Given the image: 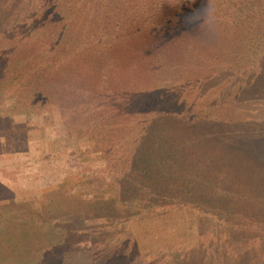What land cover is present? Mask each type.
<instances>
[{"label": "trees", "instance_id": "1", "mask_svg": "<svg viewBox=\"0 0 264 264\" xmlns=\"http://www.w3.org/2000/svg\"><path fill=\"white\" fill-rule=\"evenodd\" d=\"M208 3L216 6L215 27L208 31L217 34L214 40L221 36L216 43L222 44L228 34L233 35L235 45V41L242 43L247 34H252L248 30L252 24L262 25L264 0H29L33 17L52 16L63 75L79 71L83 84L103 83L109 102L91 105L82 92L67 95L62 98L65 118L54 123L51 118L47 121L38 107L14 108L0 86V121L11 125V130L0 133V194L13 192L1 173L7 174L3 169L11 161L16 164L21 156L27 168L43 169V163L59 165L58 161H63L66 172L60 180L47 182L42 190L69 185L72 193L83 192V186L76 190L79 181L99 173V186L89 190H97V196L106 193L110 203L120 206L122 202L135 205L140 200L149 204L165 201L169 190L163 186L170 177L168 170L177 171L181 179L190 177L198 186L208 179L212 190L229 187L226 181L237 187L253 181V187L263 190L255 182L264 183V82L257 83L262 90L258 91L250 86V78L264 77V47L248 59L255 73L242 72L239 80L245 79V83H232L230 92H239L229 100L227 97L226 110L222 104L227 94L212 103L203 101L207 106L203 110L201 100L188 101L187 93L181 95V79L186 78L182 61L192 62L194 68L191 65L189 75L199 83L214 77L225 81L235 74L231 69L235 63L226 69H204L198 62L202 53L192 49L199 41L203 44L201 34L207 30L195 27L190 19ZM187 44L193 53H186ZM226 54L233 57L230 52ZM28 58L30 54L25 51L17 57H1L0 81L4 75L20 71ZM139 78L143 82L135 84L134 79ZM247 89L255 93L241 101L240 92ZM252 102L257 111L243 115L244 107ZM236 124L240 128H233ZM148 126H152L150 131ZM29 128L36 130L37 136L32 130L29 133ZM43 142L49 146L43 153L48 148L51 153L37 157L32 152L39 151ZM66 144L67 154L57 161ZM217 163L225 165L227 172ZM138 166L141 168L136 171ZM144 168H150L151 174H145ZM147 175L152 180L148 186ZM176 193L172 195L178 199ZM238 198H242L240 194ZM256 198L258 201V195ZM15 212L11 220L17 222L22 213ZM1 224L9 227L10 217L0 214ZM260 225L264 233V221ZM162 226L159 234L168 224ZM0 253V264L20 262L18 257L22 255L11 260L2 250Z\"/></svg>", "mask_w": 264, "mask_h": 264}, {"label": "rangeland", "instance_id": "2", "mask_svg": "<svg viewBox=\"0 0 264 264\" xmlns=\"http://www.w3.org/2000/svg\"><path fill=\"white\" fill-rule=\"evenodd\" d=\"M260 24H252L248 29L252 34H247V40L242 43L235 41L236 45L233 35L225 36L221 44L216 43L221 36L214 40L217 34L203 32L200 38L203 44L199 41V45L192 48L202 53V58H198L200 66L220 70L235 63L230 67L235 74L225 81L214 77L199 83L189 75L191 65L194 68L192 62L186 64L181 60L186 77L181 79V95L187 93L188 101L201 100L203 110L207 107L203 101L212 103L227 94L222 104L226 110L227 101L239 92L236 89L230 92L232 83H245L238 75L256 71L248 59L264 47V19ZM23 51L30 54L28 63L23 66L25 71L20 66V71L4 75L0 81L3 94L11 98L14 108L32 105L45 112L47 121L51 118L54 123H60L65 118L62 98L67 95L82 92L91 105L109 102L103 83L83 84L79 71L63 75L52 16L33 17L29 0H0V58L17 57ZM189 51L192 52L187 44L186 53ZM227 52L233 55L231 59L225 56ZM142 79H134L135 84L142 83ZM250 80V86L259 91L257 83H263L264 77L251 76ZM252 93L255 92L250 89L240 92L241 101ZM255 107V102L244 107L243 115L256 112ZM16 117L20 119L21 115ZM239 126L236 124L233 128ZM151 127L148 126V131ZM10 128L9 121H0V133ZM31 130L37 136L36 130L29 128L28 132ZM47 147L43 142L38 146L39 151L29 152L43 157L51 153L50 148L43 153ZM59 152L57 161L60 155L67 154V144ZM23 159L18 157L16 164L11 161L9 167L3 169L9 176L1 173L13 192L7 190L5 195L0 194V214L10 217L12 223L9 227L0 225V251L11 260L12 256L22 254L18 257L20 262L14 264H264V233L260 225L264 221L263 215L260 218V214H264V189L253 187V181L239 187L226 181L229 187L212 190L208 179L198 186L191 183L190 177L181 179L177 171L168 170L167 176L171 178L165 180L166 186H163L169 190L165 201L149 204L140 200L141 205L122 202L120 206L110 203L106 193L94 195L97 190L93 188L102 180L99 173L79 181L76 190L83 186V192L72 193L69 185L45 191L41 189L43 185L60 180L66 172L63 161H58L59 165L43 163L41 169L23 166ZM139 160H143L141 156ZM218 165L221 171L227 172L225 165ZM140 168L138 166L136 171ZM146 170L144 168L145 174H151L150 168ZM245 176L251 175L245 173ZM147 179L146 186L152 182L150 175ZM255 184L264 188V183L256 181ZM173 192H177L178 199ZM14 212L22 213L17 222L11 220ZM179 216L183 219L179 220ZM166 224L165 232L159 234L161 225Z\"/></svg>", "mask_w": 264, "mask_h": 264}, {"label": "clouds", "instance_id": "3", "mask_svg": "<svg viewBox=\"0 0 264 264\" xmlns=\"http://www.w3.org/2000/svg\"><path fill=\"white\" fill-rule=\"evenodd\" d=\"M216 6L214 3L206 4L202 9L197 10V15L190 21L202 30L212 31L215 27Z\"/></svg>", "mask_w": 264, "mask_h": 264}]
</instances>
